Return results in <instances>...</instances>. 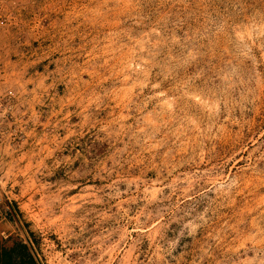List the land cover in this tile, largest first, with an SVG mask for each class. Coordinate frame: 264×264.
<instances>
[{"label": "rangeland", "instance_id": "obj_1", "mask_svg": "<svg viewBox=\"0 0 264 264\" xmlns=\"http://www.w3.org/2000/svg\"><path fill=\"white\" fill-rule=\"evenodd\" d=\"M9 202L43 264H264V0H0Z\"/></svg>", "mask_w": 264, "mask_h": 264}, {"label": "crops", "instance_id": "obj_2", "mask_svg": "<svg viewBox=\"0 0 264 264\" xmlns=\"http://www.w3.org/2000/svg\"><path fill=\"white\" fill-rule=\"evenodd\" d=\"M18 211L19 206L12 202L0 209V257L5 251L13 256V264H43L34 244V233L24 228ZM11 250L15 252L11 254Z\"/></svg>", "mask_w": 264, "mask_h": 264}, {"label": "trees", "instance_id": "obj_3", "mask_svg": "<svg viewBox=\"0 0 264 264\" xmlns=\"http://www.w3.org/2000/svg\"><path fill=\"white\" fill-rule=\"evenodd\" d=\"M12 252H15L14 250H11V254ZM3 258V261L1 262V259ZM13 256H9V254H7L5 251H2V255L0 257V264H13Z\"/></svg>", "mask_w": 264, "mask_h": 264}]
</instances>
